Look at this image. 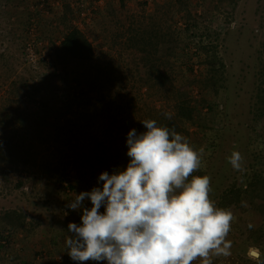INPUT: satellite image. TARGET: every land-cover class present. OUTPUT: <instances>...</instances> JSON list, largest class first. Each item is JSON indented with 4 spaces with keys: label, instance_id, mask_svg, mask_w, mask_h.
<instances>
[{
    "label": "rangeland",
    "instance_id": "1",
    "mask_svg": "<svg viewBox=\"0 0 264 264\" xmlns=\"http://www.w3.org/2000/svg\"><path fill=\"white\" fill-rule=\"evenodd\" d=\"M187 1L191 12L173 13L181 41L166 65L155 43L142 48L126 44L135 20L151 23L160 6L172 8L170 0H0V150L15 142L28 157L19 167L0 164V215L17 208L25 215V223L14 228L0 222V264H107L72 260L66 246L73 235L69 223H82L83 214L69 203L82 191L102 187L103 181L96 176L94 183L83 166L64 171L60 165L102 156L112 172L125 169L129 131H146L142 120L158 110L172 112L176 92L194 105L200 125L186 123L184 135L194 149H204L201 166L192 174L209 176L210 199L234 215L226 236L231 255L210 253L211 264L264 261V200L254 195L255 185L249 186L252 176L264 178V101L259 98L264 85V0ZM110 7L114 11L106 15ZM190 20L196 21L197 30L188 28ZM70 22L94 44L90 64L64 67L57 61V46ZM31 29L42 42L38 67L24 56ZM208 33L226 63L218 93L203 81ZM74 73L84 75L75 81ZM233 151L243 157L239 170L229 162ZM57 165L59 171L53 169ZM232 186L239 195L224 206L221 196ZM258 188L264 193L262 185ZM83 204L92 206L90 199ZM252 247L261 251V261L248 256ZM190 264H203V258Z\"/></svg>",
    "mask_w": 264,
    "mask_h": 264
},
{
    "label": "clouds",
    "instance_id": "2",
    "mask_svg": "<svg viewBox=\"0 0 264 264\" xmlns=\"http://www.w3.org/2000/svg\"><path fill=\"white\" fill-rule=\"evenodd\" d=\"M142 123L146 131L128 133L127 167L102 172V187L82 191L69 203L83 214L82 223L68 225L73 234L66 239L68 255L107 264H190L197 257L211 264L210 253L230 256L232 242L226 236L234 215L210 199L209 176L192 175L204 149H194L186 137L154 119ZM242 160L239 151L229 157L236 170ZM86 199L91 208L84 206ZM261 255L255 247L248 251L256 261Z\"/></svg>",
    "mask_w": 264,
    "mask_h": 264
},
{
    "label": "trees",
    "instance_id": "3",
    "mask_svg": "<svg viewBox=\"0 0 264 264\" xmlns=\"http://www.w3.org/2000/svg\"><path fill=\"white\" fill-rule=\"evenodd\" d=\"M170 1L173 2L172 8H167L166 5L160 6L161 10L159 12L157 10L158 13H154L153 21L151 23H147L143 18H137L134 24H132L128 29V44H126V47L128 48H142L150 45L151 43H155L157 54L163 58V62H165L166 65L170 63V56H172L177 51V48L180 44L179 42L181 41L178 32L175 30L174 25L172 24V20L174 19L173 13L179 12L184 14L186 11L191 12V3H189L187 0ZM67 8L70 9L69 4L67 5ZM113 11V8H108L106 15L112 14ZM101 15H104V13H101ZM65 17L66 15H64L63 18ZM102 20L103 22H106L108 21V18H104V16H102ZM60 21L65 23V21L61 19ZM188 25V28L194 27L196 30L198 28V24L195 20L192 22L190 20ZM67 26L69 27L68 31L64 33L60 43L57 46V61L62 63L64 67H66L67 64H74L75 66L90 64L95 58L96 54L92 40L81 28L74 25L72 22H70ZM192 33L194 34L196 32L192 31ZM210 35L211 34L208 33V36H206L204 39V41L208 44L204 45L203 47L206 50V58L204 60L206 71L204 73L203 81L206 86H211L215 93H218L221 89L222 80L225 78L226 63L224 58L219 54V50L216 49L214 45H212V40L214 38H211ZM187 45L189 49V43ZM165 55H167V57ZM80 73L77 76H75L74 73L72 79L76 81L81 75H84ZM79 83L80 82H77V84ZM165 86L164 88H166ZM166 90H169V88L164 89L165 92ZM182 93L176 92L173 95L174 102L172 105V112L163 109L158 110L156 115L151 114L150 119L156 120L158 125L175 129L176 132L184 136L185 134H188L189 131V127L186 125V123L190 122L191 125L196 126V128H199L200 125L194 120V105L189 99L183 96ZM259 95V98L264 101V85L261 87ZM209 107L212 108L211 104ZM169 115L171 116L170 119L168 118ZM202 130L205 129L203 128ZM207 134L208 131H203V136ZM8 146L9 147L7 149L0 150V164L8 165L11 163L14 164L15 167H19L20 165L27 163L28 157L24 149H22L15 142L10 143ZM73 159L78 161L79 158L76 157ZM2 165H0V168H3ZM60 166L64 171L68 167H75L76 170H78V167L83 166L85 167V171H89L93 176L94 183L96 181L94 178H96V176L99 177L102 172L108 171L110 174L112 173V167L108 165L107 161L102 158V156H100L99 159L97 158L95 161L86 158L77 165H74L69 160H66V162ZM125 167H127V164H125ZM53 169L59 171L60 167L57 165L53 167ZM202 174L203 172L197 171V175L202 176ZM192 175L194 176L196 173ZM189 179H191V176ZM58 180H60V178H58ZM254 185V195L256 194L257 198H262L264 200L263 190L261 191L258 188L260 185L264 187V178L258 175L252 176L251 180L249 181V186ZM238 195L239 188L232 186L231 188L225 190V193L221 196L224 206L232 204ZM0 222L2 223L1 226L4 225L6 227L8 226L9 228H14L17 225H22L25 223V215L18 208L7 210L4 212V214L0 215Z\"/></svg>",
    "mask_w": 264,
    "mask_h": 264
},
{
    "label": "built area",
    "instance_id": "4",
    "mask_svg": "<svg viewBox=\"0 0 264 264\" xmlns=\"http://www.w3.org/2000/svg\"><path fill=\"white\" fill-rule=\"evenodd\" d=\"M91 15V13L89 14ZM32 37L27 40L24 47V56L28 63H30L33 67H38L39 64V53L38 48L42 44L40 40L34 37L33 29H31Z\"/></svg>",
    "mask_w": 264,
    "mask_h": 264
}]
</instances>
